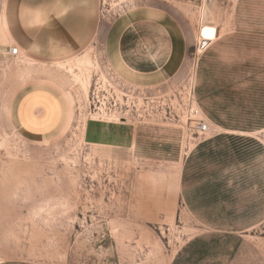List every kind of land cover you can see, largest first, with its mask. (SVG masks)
<instances>
[{
	"label": "rangeland",
	"instance_id": "rangeland-1",
	"mask_svg": "<svg viewBox=\"0 0 264 264\" xmlns=\"http://www.w3.org/2000/svg\"><path fill=\"white\" fill-rule=\"evenodd\" d=\"M50 2L0 0V264H264V0ZM69 16L62 37L17 29ZM203 25L218 37L201 52ZM119 42L145 67V45L178 46L177 70L137 80ZM19 109L59 122L32 134Z\"/></svg>",
	"mask_w": 264,
	"mask_h": 264
},
{
	"label": "crops",
	"instance_id": "crops-1",
	"mask_svg": "<svg viewBox=\"0 0 264 264\" xmlns=\"http://www.w3.org/2000/svg\"><path fill=\"white\" fill-rule=\"evenodd\" d=\"M38 3L39 4H48L49 2L42 3L39 1ZM50 4L52 6H54L57 3H55V0H51ZM60 4H62V5H78V4H81V0H77V1H73V2L71 0H61ZM4 16H6V15L1 16V19L4 18ZM69 21L70 22L72 21L70 16L64 17V18L57 17V19H54L51 22H49L47 24V26L45 28H43L42 30L40 27L38 28V26L25 24L24 21H22L17 26V29L24 32L26 35H29L31 37H35L37 40L44 37V34H43L44 32L48 36L51 35L54 37H62V35L65 36L66 31H68V25H69L68 22ZM9 31H10V25H9ZM217 37H218V35H217ZM120 38L122 40V36H120ZM216 41L217 40L215 39L210 45L208 44L207 47L205 48V50L208 47H211L212 45H214ZM119 45H120V52L118 53V56L122 60V62H123L122 64H124L127 67V69L129 70L128 72L131 75H134L135 76L134 78H136L137 80L144 79L145 82L162 84L165 81H167L168 78L173 76V73L177 70L176 66H177V62L179 61V59L177 57L178 56V54H177L178 46L176 47V46L172 45L171 47H168V46L166 47V46H163L162 43H160V42H158V45L156 44V46H154V44L153 45L149 44L148 47H147V45H145L144 48H146V52L143 53L142 56H147L146 57L147 62H148V64L150 63L149 67H145L144 66L145 64L139 65L140 61H139V59H136V57H135V51H134L135 45L128 47L127 52L125 50L123 43L119 42L118 46ZM164 50H166L167 52H165ZM197 79H199L198 76H197ZM194 80L196 81V76L194 77ZM198 87L199 88L197 90V92H198L197 97L199 98V100H201L202 96L200 93L201 92L203 93L206 91L200 90V85H198ZM207 89L209 92V96H211L209 99H213V100L218 99L216 97V95H217V89L216 88L214 90H211L209 88H207ZM48 92H46L45 90L38 91V94L41 96L40 99L44 98L42 96L43 94L52 95V94H50V91H48ZM214 107H215V105L206 106V107L203 106V109L215 122L220 123L218 119L221 117L217 116L216 114H213ZM37 109L40 110V107L38 106ZM18 117H19V120L21 122H23L24 112H22L21 109L18 110ZM58 118H59V115L55 119H51V120L45 119L46 122H44V123L42 122L41 119L38 120L36 123H34L33 121H31V118H28L25 122L22 123V126H25L27 128V130L29 131V133H32V134H36V135L48 134L51 131H53L54 128L57 127V123L59 122ZM221 127H223V126H221ZM222 129H225V131H228L231 133L240 132V133H248V134H253V133L258 131V130L245 131V130L234 129V128H230V127H224ZM213 132H214L213 135L218 133L217 129H214ZM196 150H198V147L193 150L192 154H194L196 152ZM199 152H200V149H199ZM191 173H192V171H190L188 174L191 175Z\"/></svg>",
	"mask_w": 264,
	"mask_h": 264
},
{
	"label": "built area",
	"instance_id": "built-area-1",
	"mask_svg": "<svg viewBox=\"0 0 264 264\" xmlns=\"http://www.w3.org/2000/svg\"><path fill=\"white\" fill-rule=\"evenodd\" d=\"M8 54L12 57H19L21 55V49L19 46H12V47H8ZM165 101V105L168 107L169 109V114L172 112V109L175 108V105L172 102V99L168 98V99H164ZM186 104V108L189 110V117L188 120L190 121L189 123H186V126L188 127V129L192 132H197L200 135H205L210 131V123L201 115L198 116L201 112L200 109L198 108V106L196 105V101L194 99V96H191V93L188 94V100L185 101ZM118 103L117 101H114V105L111 108V110L115 112H119V108H118ZM102 106V110L100 111L101 113L104 114V104L101 105ZM167 111V110H166ZM105 113H109V111H105Z\"/></svg>",
	"mask_w": 264,
	"mask_h": 264
},
{
	"label": "bare ground",
	"instance_id": "bare-ground-1",
	"mask_svg": "<svg viewBox=\"0 0 264 264\" xmlns=\"http://www.w3.org/2000/svg\"><path fill=\"white\" fill-rule=\"evenodd\" d=\"M200 34H201V36L199 35V42L200 43H202L203 41H206L207 42V45L208 44L210 45L215 39H217V29L214 26H212V25L211 26L210 25H203L201 27V29H200ZM198 50L202 52L204 49H202V48L199 47ZM61 65H63V63H61ZM80 67H82V66H80ZM69 71L72 73V75H74V77L76 78V80L79 83H81V85H83V87L87 91V89H88V83H89L88 78L87 77H84V75H82L81 73L79 74L78 72H76L72 66L69 67Z\"/></svg>",
	"mask_w": 264,
	"mask_h": 264
},
{
	"label": "water",
	"instance_id": "water-1",
	"mask_svg": "<svg viewBox=\"0 0 264 264\" xmlns=\"http://www.w3.org/2000/svg\"><path fill=\"white\" fill-rule=\"evenodd\" d=\"M207 47V42L203 41L202 43H200V48L205 49Z\"/></svg>",
	"mask_w": 264,
	"mask_h": 264
}]
</instances>
